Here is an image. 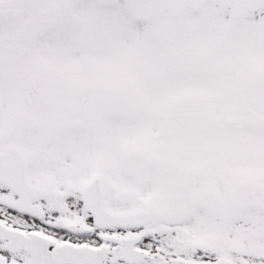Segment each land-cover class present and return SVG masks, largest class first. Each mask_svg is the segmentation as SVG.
<instances>
[{
	"label": "snow or ice",
	"instance_id": "snow-or-ice-1",
	"mask_svg": "<svg viewBox=\"0 0 264 264\" xmlns=\"http://www.w3.org/2000/svg\"><path fill=\"white\" fill-rule=\"evenodd\" d=\"M0 264H264V0H0Z\"/></svg>",
	"mask_w": 264,
	"mask_h": 264
}]
</instances>
